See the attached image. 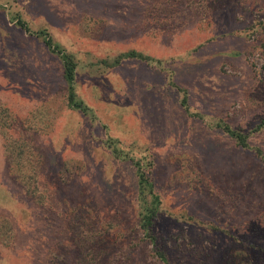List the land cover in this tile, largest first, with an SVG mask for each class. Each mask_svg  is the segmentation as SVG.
Instances as JSON below:
<instances>
[{
	"label": "rangeland",
	"instance_id": "1",
	"mask_svg": "<svg viewBox=\"0 0 264 264\" xmlns=\"http://www.w3.org/2000/svg\"><path fill=\"white\" fill-rule=\"evenodd\" d=\"M40 31L74 56L88 114L69 107ZM129 51L158 63L111 66ZM0 106L11 118L0 132V264H74L88 253L81 230L101 264H156L131 233L134 171L108 137L154 164V234L171 264H226L244 251L264 264V167L216 127L248 134L264 156V131L253 132L264 118V0H0ZM19 140L40 159L34 196L5 160Z\"/></svg>",
	"mask_w": 264,
	"mask_h": 264
},
{
	"label": "trees",
	"instance_id": "2",
	"mask_svg": "<svg viewBox=\"0 0 264 264\" xmlns=\"http://www.w3.org/2000/svg\"><path fill=\"white\" fill-rule=\"evenodd\" d=\"M16 27L29 33L27 25L20 19L15 20ZM37 37H42L45 45L48 49L58 55L61 60L62 65V78L66 85L67 100L70 108L82 112L84 115L88 114L90 111L85 106V104L78 100L75 93V77H76V62L74 56L65 52L58 44L53 43L52 40L44 31L35 33ZM124 59H135L146 63H151L153 59L139 54L135 51H129L127 53H122L115 57L111 66H117ZM158 63V61H154ZM180 106L188 111V105L186 97L183 96L180 100ZM6 109L0 106V132L8 126V121H10V114ZM216 127L220 129L228 138H230L235 146L243 152H251L252 155L258 159V161L264 167V156L263 152L258 147H252L248 142V134L243 133L237 129L230 127L223 121H218ZM264 131V118H262L257 126L254 128L253 132ZM3 137H6L3 133ZM105 146L109 150L111 156L122 162H129L134 171L135 182H136V196H135V214L134 222L132 223L131 233L136 232L140 235L141 242H146L152 246L150 253L155 258L156 264H171L168 252L161 249L158 245L156 235L154 234V228L162 214V202L160 196L155 191L154 182L152 180L151 174L153 171L154 164L152 160L148 158H135L130 155V151L125 150L120 141L108 137L105 140ZM5 160L10 169L15 172L17 179L19 180L21 186L23 187L25 194L34 196L36 188L38 186V164L40 159L35 156L25 140H19L14 143L5 144ZM15 167V169H14ZM262 218L259 219L257 225L258 232L264 231V208L262 211ZM192 218H186V221H190ZM2 231V227L0 226ZM130 233V234H131ZM86 234L85 230H81L80 233V245L78 248L81 250L84 247L88 250V253L84 255V251L81 252L79 259L74 262V264H101L100 255L101 252H95L94 241L91 239V233H88L87 237L83 236ZM2 237V236H1ZM1 241L4 243V239ZM249 247L252 249L251 256H257V252L261 250L259 246L255 244H250ZM103 251V250H101ZM246 253L238 252L231 253V257L228 258L226 264H253V261L246 258ZM86 256L89 259H86ZM254 264L255 261H254Z\"/></svg>",
	"mask_w": 264,
	"mask_h": 264
}]
</instances>
